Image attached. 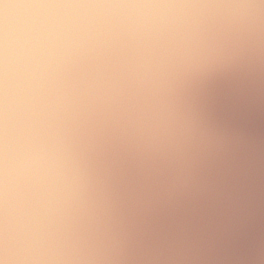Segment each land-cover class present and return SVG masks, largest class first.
Masks as SVG:
<instances>
[{"label": "clouds", "instance_id": "obj_1", "mask_svg": "<svg viewBox=\"0 0 264 264\" xmlns=\"http://www.w3.org/2000/svg\"><path fill=\"white\" fill-rule=\"evenodd\" d=\"M0 6V264L202 259L190 254L209 250L221 228L193 237L194 210L181 202L188 182L160 183L130 151L131 110L138 92L175 66L174 56L214 53L227 70L242 71L243 24L193 34L105 11L164 7L123 0ZM230 144L239 153L237 135ZM89 171L99 179L100 202L70 215L69 194L83 189Z\"/></svg>", "mask_w": 264, "mask_h": 264}, {"label": "water", "instance_id": "obj_2", "mask_svg": "<svg viewBox=\"0 0 264 264\" xmlns=\"http://www.w3.org/2000/svg\"><path fill=\"white\" fill-rule=\"evenodd\" d=\"M123 2L164 7L105 11L162 21L193 34L243 24L242 71L227 70L214 53H194L182 61L174 56L175 66L162 76L157 73L138 92L131 110L130 151L160 183L188 182L190 191L181 202L186 211L194 210V238L221 228L209 250L190 254L202 259L183 264H264V0ZM248 4L259 7H243ZM45 11L56 15L71 10ZM233 134L242 141L239 153L230 144ZM80 182L83 189L69 194L64 208L73 216L82 205L100 202L95 173L89 171ZM14 195L13 182L11 216Z\"/></svg>", "mask_w": 264, "mask_h": 264}]
</instances>
